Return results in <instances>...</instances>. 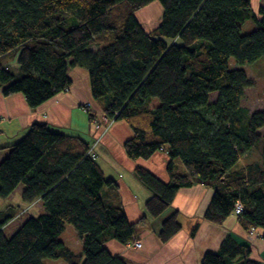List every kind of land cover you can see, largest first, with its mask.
Here are the masks:
<instances>
[{"label": "trees", "instance_id": "16d2710c", "mask_svg": "<svg viewBox=\"0 0 264 264\" xmlns=\"http://www.w3.org/2000/svg\"><path fill=\"white\" fill-rule=\"evenodd\" d=\"M153 1L162 4L163 18L146 32L137 13ZM251 18L258 28L243 34L242 24ZM261 58L264 2L254 13L252 0H0L5 96L23 94L38 108L70 89L73 68H84L104 115L133 129L124 145L127 156L147 160L164 151L170 158L169 181L140 165L135 169L151 192L149 216L162 217L181 189L204 185L213 189L205 220L222 224L235 214L252 233L262 229L264 239V108L243 106L254 83L240 68ZM91 147L39 123L9 147L0 163V203L22 185V201L40 200L44 211H0V264H129L107 245L137 242V224ZM261 148V160L241 165ZM67 224L82 242L81 253L60 239ZM182 228L175 210L159 237L167 242ZM201 264L260 263L229 235Z\"/></svg>", "mask_w": 264, "mask_h": 264}, {"label": "crops", "instance_id": "0c3cea01", "mask_svg": "<svg viewBox=\"0 0 264 264\" xmlns=\"http://www.w3.org/2000/svg\"><path fill=\"white\" fill-rule=\"evenodd\" d=\"M73 84L70 89L59 94L38 108H31L23 94L5 96L0 87V163L9 154V147L23 139L33 124H47L51 130L78 136L94 143L99 132L86 108L96 115L101 106L93 98L87 70L81 67L70 71ZM133 136V129L126 121H116L96 146L97 160L105 175L120 186V193L129 220L137 224V240L123 245L115 240L108 242V248L123 256L129 264H201L207 252H217L227 236L234 237L251 249V258L264 264L263 230L255 232L245 229L239 218L231 214L222 224L204 219L205 212L213 196V189L204 185L183 188L177 194L173 206L162 217L152 218L146 210L151 192L135 174L137 166L153 172L163 181H169L170 158L164 151L155 153L150 159L132 160L125 151V142ZM177 170L183 166L176 163ZM25 189L19 186L18 189ZM17 189V190H18ZM22 191V192H23ZM182 215L183 228L167 242L159 233L163 220L173 211ZM143 217L145 218V221ZM199 224L197 233L191 231Z\"/></svg>", "mask_w": 264, "mask_h": 264}, {"label": "rangeland", "instance_id": "374dc122", "mask_svg": "<svg viewBox=\"0 0 264 264\" xmlns=\"http://www.w3.org/2000/svg\"><path fill=\"white\" fill-rule=\"evenodd\" d=\"M264 0H252L253 12H258V8L262 5ZM164 9L160 1H153L148 6L144 7L137 13V18L140 21L143 29L149 32L160 25L163 18ZM258 28V24L253 18L247 20L242 24V33L248 34L253 32ZM94 48H97L94 46ZM232 67H239L237 63L232 60ZM244 69L248 77L253 81L254 85L246 90V95L243 100V106L247 107L249 111L260 110L264 108V58L257 60L253 64H246L240 66ZM159 101L155 100L154 105H158ZM96 115V114H95ZM99 134L94 140V147L102 141L103 136L111 129L115 122L107 118L103 111L96 115L95 121H93ZM129 124L128 122H126ZM130 125V124H129ZM131 127V125H130ZM91 145V146H92ZM91 147L92 153H96V148ZM262 148L253 149L241 160V165L247 163L256 162L262 158ZM180 162V161H179ZM23 189H18L16 192L9 197L8 200L2 201L0 203V211H5L4 213L15 214L22 211H30V214L35 216L40 215L44 209L42 202L40 200L35 201L33 204H28L22 201ZM60 239L75 253H81L83 250L82 242L72 225L67 224L65 230L60 236ZM140 248V247H137ZM46 264H67L63 260L47 259Z\"/></svg>", "mask_w": 264, "mask_h": 264}, {"label": "built area", "instance_id": "2783aa9c", "mask_svg": "<svg viewBox=\"0 0 264 264\" xmlns=\"http://www.w3.org/2000/svg\"><path fill=\"white\" fill-rule=\"evenodd\" d=\"M92 152V151H91ZM92 155H94L95 156V154L94 153H92ZM241 210H242V207H241V205H238V207H237V213H240L241 212ZM135 246L136 247H141L142 246V243L140 242V241H137V242H135Z\"/></svg>", "mask_w": 264, "mask_h": 264}]
</instances>
